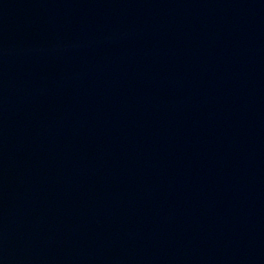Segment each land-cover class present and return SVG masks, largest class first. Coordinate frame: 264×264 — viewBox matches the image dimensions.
I'll use <instances>...</instances> for the list:
<instances>
[{"label":"water","instance_id":"obj_1","mask_svg":"<svg viewBox=\"0 0 264 264\" xmlns=\"http://www.w3.org/2000/svg\"><path fill=\"white\" fill-rule=\"evenodd\" d=\"M0 264H264V0H0Z\"/></svg>","mask_w":264,"mask_h":264}]
</instances>
